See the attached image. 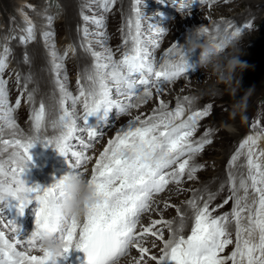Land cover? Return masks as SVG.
I'll list each match as a JSON object with an SVG mask.
<instances>
[{
  "label": "snow or ice",
  "instance_id": "1",
  "mask_svg": "<svg viewBox=\"0 0 264 264\" xmlns=\"http://www.w3.org/2000/svg\"><path fill=\"white\" fill-rule=\"evenodd\" d=\"M136 2L139 4L140 0ZM160 3H165V0H160ZM172 4L180 10L188 7L181 5L180 0H172ZM104 10L108 11V0H105ZM134 11L135 20H129L132 48L125 51L120 60L113 58L110 49H105L103 53L92 52L95 63L92 72L86 77L89 86L85 88L81 84L78 95L68 91L60 78L62 64L54 62L62 96L59 102L61 114L57 120L52 121V127L59 128V132L55 137L41 140V132L46 131V108L41 103L33 114L34 133L39 143L54 145L61 155L69 159L71 170L68 173L48 187L29 186L24 176L32 161L30 150L37 142L31 137L0 141L4 145V151L9 147L16 149L9 158V168H5V162H0V204L15 201V207L21 215L33 201L38 204L36 229L27 241L20 239V228H13L14 237L11 239L0 231V264H50L51 254L41 244V237L45 232L55 233L64 242L65 254L73 248L83 250L87 255V264H119L120 258L127 256L133 248L139 253L136 264H143L146 258L156 264H264V161L261 160L264 158V151L258 154L253 151L252 146L257 143L255 138L244 142L249 145L248 176L240 182L244 195H236V184L232 178V195L224 201V204L229 201L234 203L231 218L236 224L235 240L228 229L229 215H214L217 208L223 205L212 207L209 201L214 197L211 194L209 201H204L202 205L197 203V199L202 200L203 197L188 201L194 215L187 235L183 234L186 218L182 212L179 213L180 222L176 228L172 227L173 221L153 220L147 226L141 224V217L151 211L156 194L163 192L170 183L179 184L186 172L188 179L194 178L198 166L191 165L190 161L211 141L193 143L191 137L196 130L197 119L207 116V111L194 112L187 120H181L185 109L178 105L174 111L155 112L145 119L136 116L126 129L117 132L114 139L108 141L95 159L90 177L101 202L94 206L83 223L75 218H65L59 213L58 202L63 195L64 180L71 174L86 175L85 166L92 159L85 150L91 149L93 144L86 143L78 134L86 132L92 140L102 135L98 125L89 123V117L95 116L106 123L113 110L119 113L129 112L137 106L134 98L151 97L152 88L161 91V84L171 82L188 72L187 66L161 70L177 45L169 48L157 68L154 53L148 45L158 48L159 41L151 38L147 42L142 40L140 10L136 8ZM84 20H89V17L84 16ZM51 21L52 18L49 17V23ZM95 22L103 26L102 19ZM133 26L134 35L131 34ZM239 31L237 29L234 35H239ZM157 32L162 35L166 29L159 28ZM27 33L26 37H21L23 42L35 38L33 25L29 24ZM87 34L85 29V35ZM45 35L47 37L51 34ZM127 43L126 40L125 44ZM220 50H223V46ZM3 51L5 55L0 57V120L6 121L10 128H17L13 113L20 107L21 101L18 99L15 105L9 103L3 73L8 66L6 61L10 50L4 48ZM51 55L54 61L62 59L57 57L54 46ZM114 93L124 99L113 98ZM28 99H33L32 93L28 94ZM81 103L82 117L77 110V105ZM160 103L164 107L163 101ZM74 140H78L85 150H74ZM125 150H131L133 155L124 156ZM157 152L160 157L154 159ZM235 159L237 156L233 157ZM250 190L254 196L251 203L248 202ZM161 224L167 225V239L164 229L157 227ZM146 236L161 242L159 255L151 254L150 249L143 246ZM233 244L231 253L223 255L225 249ZM21 245L25 250L19 249ZM27 249H38L42 255L30 254Z\"/></svg>",
  "mask_w": 264,
  "mask_h": 264
},
{
  "label": "rangeland",
  "instance_id": "2",
  "mask_svg": "<svg viewBox=\"0 0 264 264\" xmlns=\"http://www.w3.org/2000/svg\"><path fill=\"white\" fill-rule=\"evenodd\" d=\"M80 1L81 3L77 7L72 8V3H69L68 0H0V57L5 55L3 49L8 48L10 52L7 54L6 62L10 61L13 63L14 57H16L15 55L17 53L12 50L15 48L21 49L25 46H31L36 42V37L38 38L39 36V45L43 47L49 60L52 61L53 64L54 62L62 64V68L60 69L61 80L66 77L69 83L76 82L77 85L72 86L70 92H75L76 95H78L79 85L77 79L80 78L78 71H72L69 72V74H65L63 71L64 66L76 62V46H78L75 41L69 40L68 36L70 35L68 30L62 27L67 18L66 14L74 15L78 13L80 21L83 22L82 28L79 29V32L81 33L80 37L84 38L86 41L85 46L91 54L92 52L103 53L105 49H110L113 58L115 60H120L122 59L124 52L129 51L132 48V46L125 44L121 40V38H123V22H118V19L122 18L123 12L122 9L118 7L117 0H108V11L104 10L105 0H79V2ZM180 4L188 5L187 9H178L177 6L172 4V0H165V3H160V0H140L139 4H137L136 0L133 2L132 12L135 18L136 12L134 9L139 8L140 10L142 19L141 38L144 39L145 42L150 38L159 41L158 48L153 47L151 44L148 45L149 49L154 53L157 68H159L162 63V58L165 56L166 52H168L169 48L173 45H177L179 41H183L184 36L191 30H194L198 24L201 23L198 20L199 16L206 18L211 22L212 14L209 11L211 9H223L222 13L216 14L214 12L221 21H223L225 17L228 19H234L240 16L244 18V22H246L249 20L248 17H250L246 14V11H248L247 9L251 6L253 7V5H256L254 6L255 8L259 7L262 15H264V0H180ZM80 7L82 8L80 9ZM84 16H88L89 20L85 21ZM49 17L52 18L51 23H49ZM101 19L103 20V26L95 22L96 20ZM251 21L246 23L242 22L239 35H234L233 33L228 34L235 44L234 47L232 44L222 45L223 56L237 55L240 60L247 65L242 71L237 69L236 72V77L240 80V85L243 86L244 90L241 89V87L237 92L230 90L233 83H237L235 80L225 82L226 84L223 85L227 86V88L222 89L219 86V80L214 76L217 74L215 71L211 68L205 70L200 68L198 64H194L199 62V59L193 62L198 54V51L196 50V52L192 54L190 60V63L194 65V67L189 68L188 72L181 77L160 85L161 91H163V88L165 87L172 98L169 99V95H161L160 97L157 94V88H152V96L148 97V103L146 104L147 107L142 111L140 110L137 112L136 107L131 108L127 113H119L118 111L113 110L108 117V121L106 123L104 122L103 126L101 125V123L103 124L102 119L99 120L101 123H98L93 122L97 117H89V123L92 125H98V130L102 135L96 140H92L86 132L79 133L78 135L84 139L86 143L93 144L91 149L85 150L83 149V146L79 144L78 140L73 141L74 150H85L86 153L92 157L85 166L87 169L86 175L89 176L94 167L95 159L107 146L108 141L114 139L117 132L126 129L129 122L136 116L145 119L147 116L153 115L155 112L174 111L177 102H182L184 104L185 111L181 120H187L192 113L197 111L208 112L207 116L197 119L196 130L193 137H191L192 140L197 138L199 140L198 142L211 141L210 143H206L203 150L196 153L197 156L195 154L194 156L196 157L193 156L190 161L191 165L198 166V171L194 174L193 179H188L186 172L183 180L179 184L170 183L163 192L154 196L160 199V204L162 203L163 206L159 207L154 205L153 199L151 211L143 214L141 217V223L144 222V226L149 225L151 221L156 219L173 221V216H175L181 208L189 206L188 201L193 200L199 194L208 195L203 202L209 201V196L211 194L214 197V202L211 201L212 199L209 201L212 207L223 205V207L217 208L214 215L228 214L230 217L228 227L230 228L231 233L233 232L235 221L231 218V213L234 208V203L233 201H229L227 204H224L225 199L232 195V189L230 182L226 184L225 178H234L235 183L241 179H247L248 173L245 171L248 170L247 153L249 146L244 142L249 138L257 137L258 140L259 136H264V21ZM29 24L34 26L35 38L23 42L21 37H26L28 35L26 28ZM159 28L166 29V32L162 35L158 34L157 29ZM85 29H87L88 32L87 36L85 35ZM46 33H50L51 35L46 37ZM101 33H103V35H101ZM53 46L57 53V57L62 59L54 61V58L51 55ZM72 46H74V51H72ZM199 51L201 53L200 49ZM197 67L203 71L197 73V71H195ZM210 72L214 73L213 77ZM196 73L197 78H192ZM10 76L11 75L3 74V79L6 81L9 103L15 105V102L18 99L21 101L20 107L16 108L13 113L14 119L17 125L28 126L32 123L31 118L33 116V112L29 109L31 101L26 97L22 98V92L19 95L15 94L14 89H21L22 83L21 81H18L19 79L12 81V83L11 79L13 76ZM55 76L57 80V74ZM202 80H204V82L201 84ZM199 85L203 86L204 94L199 93L200 95L192 96L190 98L187 97V99H185L186 96H182V92H185L186 94L188 93V90L191 88L189 86H193L192 88H194L195 92H201L198 88ZM218 87L219 90L222 91H218ZM249 90L250 92L244 112L245 118L242 119L239 112L233 116L232 111L234 103L236 100H240ZM20 91H22V89ZM189 95L191 96V94H188L187 96ZM113 98L120 100L124 99V97H117L115 93ZM137 101L138 99L134 98V103ZM161 101H163L164 107H161ZM141 102L143 101L141 100ZM36 109L38 110V108ZM77 110L82 117V103L77 106ZM59 112V114H61V111ZM21 116L23 117L22 119H20ZM58 117L52 118V121L57 120ZM5 122L6 121L4 120H0V130L4 128H2L3 125L7 126V122ZM179 122L180 121H176V123ZM80 123L82 126V120ZM209 133L211 135H209ZM2 137L0 136V141L2 140ZM257 144L258 143L252 146L253 151L255 152L257 151L255 148ZM0 145L3 144L0 143ZM31 155V163L37 164L38 169L41 167L39 164L43 165L48 161L47 163L51 168H58L62 173H68L71 170L69 167V159L61 155L55 148L51 150L34 149ZM234 156H237V159L233 160ZM262 159L263 158H261V160ZM49 160H51L52 163ZM7 161L9 162V160ZM61 165H64V167L61 168ZM10 166L9 163L7 168ZM216 170L223 171L225 177L223 176L224 179H216V181L218 180V183L212 187V184L208 183L211 181V177L208 176H211ZM203 171L206 172V175H201ZM29 173L32 176L36 171L34 169H29ZM213 176L215 175L213 174ZM24 179L30 186L32 177H29V180L25 177ZM32 183H37L39 185V182L36 180ZM52 183H54V181L49 180L45 185L50 186ZM221 183H223V185L219 187ZM239 193L240 197L244 195V191H240ZM253 199L254 196L250 190L248 202L251 203ZM203 202L200 205H202ZM15 204L16 202L14 203L13 201L5 202L3 204L5 205V213L2 214L3 216L0 214V223L3 226L0 228V231H3L10 239L14 237L13 228H20L22 233H26V237H28V235L31 236L36 229L35 221L38 204L35 202L33 205L34 209L31 211L29 218L26 216V208L23 212L24 215H21L18 208L15 207ZM31 205L32 203L27 207ZM169 210L174 213L169 212ZM160 213L170 214H168L169 217H161ZM189 221H191L192 226L193 221L191 219ZM244 223H246V221H244ZM158 226H161L160 228L164 229L165 238H168L169 232L167 225L161 224ZM189 230L183 234L187 235ZM21 231L20 236L22 235ZM166 235L168 237H166ZM233 240H235V238H233ZM142 243L143 246L150 249L151 254H160L162 244L155 238L146 236ZM153 245L156 246L153 247ZM233 245H229V247L225 249L223 255H229L232 251L231 247ZM135 254H137L139 258L138 251L133 248L127 256L120 258L119 264H126L129 259L136 263V260H134L135 258L133 259V255ZM144 262L147 264H156V262L150 261L147 258ZM229 264H231V262H229Z\"/></svg>",
  "mask_w": 264,
  "mask_h": 264
},
{
  "label": "bare ground",
  "instance_id": "3",
  "mask_svg": "<svg viewBox=\"0 0 264 264\" xmlns=\"http://www.w3.org/2000/svg\"><path fill=\"white\" fill-rule=\"evenodd\" d=\"M117 1H118V7H120L122 9V12H123L122 18L118 19V22H120V21L123 22V26H122V28H123L122 29L123 38H121V40L124 43L127 40L128 41L127 44L129 46H132V41L130 39L129 20H133V21L135 20V17H134L133 12H132L134 0H117ZM68 2L72 3V8L77 7L81 3V1L79 2V0H68ZM254 6H256V5H253V7L251 6L249 9H247L248 11H246V14L250 16V17H248L249 20L250 21L251 20H253V21L255 20L256 22H258L259 20L264 21V15H262V12H261L260 8L259 7L255 8ZM81 8L82 7H80V9ZM78 10H77V12H78ZM209 11L212 14V15L210 14L211 17H212L211 22H209L206 18H203V17L199 16L198 20L201 23L198 24V26H197V27L205 26V27H207L209 29V32H211L213 30V28H216V29H219L220 32L223 33V34H227V35L229 33H233L234 34L237 29L240 30V25L242 24V22H244V18H242L240 16H238L237 18H234V19H228L227 17L224 16L225 19L223 21L219 20L218 16H216L214 14V12L216 14L222 13L223 9H220V10L211 9ZM66 17H67L66 21H65V23H63L62 27L64 29L68 30V33L70 35V36H68L69 40L75 41L76 45H78V46H76L77 47V49H76L77 52H76V57H75L76 62L74 64H71V65H68V66H64L63 71H64L65 74H69V72H72V71L73 72L74 71H78V74L80 75L79 76L80 78L77 79L78 82H79L78 85L80 86L82 84V85H84L85 88H87L89 86V82L86 79V77L93 70L95 57H93L91 52L86 48V46H85L86 41L84 40V38L80 37L81 33L79 32V29L82 28L83 22L80 21L78 13L74 14V15H67L66 14ZM249 20L246 21V22H250ZM246 22H244V23H246ZM27 28H26V30H27ZM131 34L132 35L135 34L134 26L132 27ZM187 36H188V34H186L184 36V40L183 41H181V42L179 41V44H185ZM38 39H39V36H38V38L36 37V42H34L31 46H25L23 48L20 47L21 49H16L15 48L14 50H12L13 52L17 53L15 55L16 57H14L13 63H11L10 61L7 62L8 66H7V68H6V70L4 71L3 74L13 76L12 79H11V82L14 81V80H18V79H19L18 81H21V83H22V88H21L22 91H20L21 89H19V90H15L14 89V92H15L16 95H19L22 92V98L23 97L28 98V94L29 93L33 94V99L31 100V105H30V108H29L30 111L33 112V114L35 112V109L39 108V105L41 103H43L45 105V108H46V120H45L46 131H42L41 134H40L41 140H43L44 138L55 137L58 134V132H59V128L54 129L52 127L51 121H52V118H56V117H58L60 115L59 111H61V109H60V103L59 102H60L62 93L59 90V85H58V82H57V80L55 78L56 77L55 76L56 75V70L54 69V64L47 57L43 47H41L39 45V40ZM142 40H144V39H142ZM177 46H178V44H177ZM73 48H74V46H72V51H74ZM197 51H198L197 57L195 58V60L193 62H195L196 60H198L200 58V54L201 53H200L199 49H197ZM24 60H26V61H24ZM194 64H199V62L194 63ZM195 71H197V73H198V72L203 71V70L197 67L195 69ZM197 73L192 78H197ZM210 74L213 77L214 73L210 72ZM214 76L219 80V86L222 89L227 88V86L223 85V84H226V83L219 79L218 74H215ZM62 82L65 83V86L68 87L69 91H71L70 88H72V86H76L77 85L76 82L75 83H69L67 81V79H65V78H63ZM203 82H204V80H202L201 84ZM189 87L192 88L193 86H189ZM240 87H241V89L244 90L243 86H241V85L239 86L237 83H233V86L231 88L230 87L229 88H230V90H234V91L237 92V91H239ZM191 88H190V90H188L187 94L185 92H182V96H186L185 98H187V97L190 98L192 96L204 94V89H203L202 85L198 86V88L201 90V92H198V91L195 92L194 88H192V89ZM217 89H218V91H222V90H219V87ZM23 91H24V93H23ZM71 93L73 95H76L75 92H71ZM157 94L160 97H161V95H169L167 90L165 89V87L163 88V91H157ZM188 94H191V96L190 95L187 96ZM170 98H172V97L169 95V99ZM143 99H138V101L135 102V104L137 105L136 106L137 112H139L140 110L142 111L143 109H145L147 107L146 104L148 103V100H147L148 97L143 98ZM141 100L143 102H141ZM178 105H182L184 107V104L182 102H177L176 103V107ZM22 118L23 117L21 116L20 119H22ZM31 119H32L31 120L32 123L30 125H28V126L18 124L17 128H10V127H8L6 125H3L2 128L3 127L4 128L2 130H0V136L1 137L4 136V137H2L1 139L2 140H11L13 138L27 139L30 136L36 135L34 133L33 116H32ZM93 122L101 123L98 119H95ZM101 125L102 126L104 125V121H103V124L101 123ZM209 135H211V134L209 133ZM254 138L256 139V141L258 143L256 145V147H255L256 150H257L256 153L258 154L260 151H264V136H261V137L259 136L258 140H257V137H254ZM191 140H192V138H191ZM192 141L193 142H198L199 140L197 138H195ZM53 148H55L54 145L46 146L43 143H37L36 146L31 149V154L33 153L34 149H38V150H41V149H45L46 150V149H48V150H51ZM3 149H4V145H0V162H5V168L7 169L8 165H9L7 160H9V158L16 151V149L8 148L7 151H4ZM196 156H197V154H196ZM196 156H194V157H196ZM37 160H38V157H37ZM49 161L51 162V160H49ZM262 161H264V158L262 159ZM47 162L44 163L43 165L39 164L41 166V167H39V169L37 168V164H34V163L30 162L29 169H34L36 171V173L31 176V174L29 173V170H28V172L25 174L24 177L26 179H28V180H29V177H32V182L36 180L37 182H39L40 186L48 187V185H45V184L48 183L49 180L50 181L52 180V181L55 182V180H57V178H59V177L63 176L64 174H66V173H62V171L59 170L58 168L57 169L51 168ZM63 167H64V165H61V168H63ZM248 171H249V169L246 170L245 172L248 173ZM205 173L206 172L203 171L201 173V175H204ZM213 174L215 176H213ZM213 174L211 176H208V177H211V181H209L208 183L209 184L211 183L212 187L215 186L218 183L217 182L218 180L216 181V179H221V178L224 179V177H225L224 174H223V171H220V170H216V172L215 173L213 172ZM89 176H91V173L89 174ZM225 179H226L225 180L226 184L228 182H230V180H231V178L230 179L225 178ZM32 182L30 183V186L38 185L37 183H32ZM240 182H241V180H239V181H237L235 183L236 184V195L237 196H240L239 192L243 191V189L240 187ZM221 185H223V183H221L219 185V187ZM224 191H221V192H224ZM199 197H203L202 200L197 199V202L199 204H201L203 202V200L208 197V195L199 194L195 198H199ZM153 199H154V205L159 206V207L163 206L162 203L160 204L161 201H160L159 198L154 197ZM211 201L214 202V199H212ZM13 202L15 203V201H13ZM35 202L36 201H33L31 206L26 207L25 211H26V214H27L26 215L27 218H29V215H30L31 211L34 209L33 205L35 204ZM0 210H1L0 214H1V216H3L2 214L5 213V205L0 204ZM169 212L174 213L171 210H169ZM181 212L184 213L185 218H186V224H185V229H184V232H186L187 230H189L191 228V221H189V220L190 219L192 220V217L194 215V210L191 209L189 206H187L185 208L184 207L181 208L180 211H178L175 214V216H173L174 217L173 218L174 222L172 224L173 228H176L179 225V222H180L179 213H181ZM168 214H170V213H165V214L164 213H160V216L161 217H169ZM141 224L144 225V222L141 223ZM1 227H3V226L0 223V228ZM158 227L160 228L161 226H158ZM228 229H229V232L231 233L229 227H228ZM138 230H139V228H138ZM235 232H236V224L234 225L233 232L231 233L233 238H235ZM21 234L22 235L20 236V239L22 241H27L29 239V237H31L29 235H28V237H26V233H24V232L22 233V231H21ZM168 236L166 235V237H168ZM233 247H234V245L231 247L232 250H233ZM19 249L20 250H25V247L23 245H21V246H19ZM27 250L30 252V254L42 255V252H40L38 249H27ZM73 250H74V248L69 253L65 254V256L58 258L57 264H69L68 263L69 262V258H70L71 253L73 252ZM133 256H134L133 259L135 258L134 260H138V255L137 254H135ZM126 264H136V263H134L132 260L129 259L126 262ZM143 264H147V263L143 262Z\"/></svg>",
  "mask_w": 264,
  "mask_h": 264
},
{
  "label": "clouds",
  "instance_id": "4",
  "mask_svg": "<svg viewBox=\"0 0 264 264\" xmlns=\"http://www.w3.org/2000/svg\"><path fill=\"white\" fill-rule=\"evenodd\" d=\"M205 26H199L188 33L186 43L179 44L169 54L167 62L161 70H172L176 66H187L188 69L194 67L190 63L191 56L197 49L201 50L198 66L202 69L211 68L215 71L219 79L224 82L236 81L240 86V80L236 77L237 69L243 70L247 67L237 55L223 56L220 47L224 44H235L231 37L223 34L219 29L213 28L211 32L205 31ZM223 56V60H222ZM249 92L240 99L236 100L233 105L232 115L237 112L244 117ZM33 141L38 142L36 135L30 136ZM123 155L131 157V150H125ZM160 153L157 152L154 159H159ZM63 195L58 202V211L65 218H75L83 223L88 215L94 209V206L101 202V197L97 195L96 186L92 183L91 177L88 175H68L62 185ZM43 249L51 254L50 264H57L58 258L65 256L63 241L59 240L55 233L45 232L41 237Z\"/></svg>",
  "mask_w": 264,
  "mask_h": 264
}]
</instances>
